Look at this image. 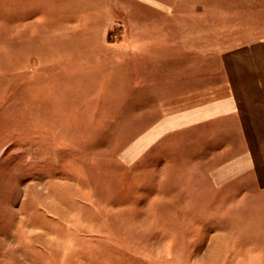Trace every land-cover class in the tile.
<instances>
[{
  "label": "rangeland",
  "instance_id": "1",
  "mask_svg": "<svg viewBox=\"0 0 264 264\" xmlns=\"http://www.w3.org/2000/svg\"><path fill=\"white\" fill-rule=\"evenodd\" d=\"M71 1L0 0V264H264V192L218 189L211 138L173 127L215 75L196 18L264 0Z\"/></svg>",
  "mask_w": 264,
  "mask_h": 264
},
{
  "label": "crops",
  "instance_id": "2",
  "mask_svg": "<svg viewBox=\"0 0 264 264\" xmlns=\"http://www.w3.org/2000/svg\"><path fill=\"white\" fill-rule=\"evenodd\" d=\"M133 1L147 7V20H172V0ZM53 2L55 20H74L66 15L74 7L71 0ZM196 20L213 21L212 48L199 50L197 56L212 58L215 75L179 98L185 107L176 114L178 123L173 127L189 131L190 136L211 138L210 162L204 161L203 167L211 170L218 189L238 188L242 196L237 198L245 197L249 187L264 192V35L252 38L253 25L261 26L264 18L199 16ZM216 21L227 26V35L221 36L225 32Z\"/></svg>",
  "mask_w": 264,
  "mask_h": 264
}]
</instances>
